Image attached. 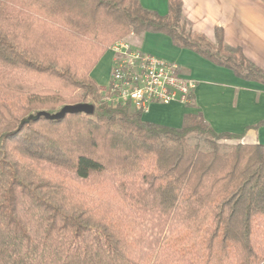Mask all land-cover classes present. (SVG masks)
<instances>
[{
    "label": "trees",
    "instance_id": "obj_1",
    "mask_svg": "<svg viewBox=\"0 0 264 264\" xmlns=\"http://www.w3.org/2000/svg\"><path fill=\"white\" fill-rule=\"evenodd\" d=\"M144 34L264 85L221 29L189 28L181 0L165 15L139 0H0V264H264V144L201 112L171 128L103 101L92 71ZM84 104L92 115L42 116Z\"/></svg>",
    "mask_w": 264,
    "mask_h": 264
},
{
    "label": "crops",
    "instance_id": "obj_2",
    "mask_svg": "<svg viewBox=\"0 0 264 264\" xmlns=\"http://www.w3.org/2000/svg\"><path fill=\"white\" fill-rule=\"evenodd\" d=\"M139 2L145 9L159 15L167 13L168 0ZM181 2L182 17L194 33L213 40L215 30L221 29L225 45L230 49H240L253 66L264 72V0ZM149 39L159 46L147 45ZM130 40L133 47L176 63L182 74L196 83L194 108L178 103L153 104L143 120L180 128L186 114L201 112L215 132L244 133L242 142L264 144V126L258 130L250 129L264 121V85L241 80L228 69L217 67L193 52L174 47L168 37H161L160 34L133 36ZM161 46L164 52L160 51ZM111 59L107 63V78L102 84L98 81L100 75L94 74V71L91 73V78L101 88L108 83Z\"/></svg>",
    "mask_w": 264,
    "mask_h": 264
},
{
    "label": "built area",
    "instance_id": "obj_3",
    "mask_svg": "<svg viewBox=\"0 0 264 264\" xmlns=\"http://www.w3.org/2000/svg\"><path fill=\"white\" fill-rule=\"evenodd\" d=\"M103 101L111 105H128L147 113L153 104L188 105L196 88L192 79L182 74L173 62L145 53L125 41L115 43Z\"/></svg>",
    "mask_w": 264,
    "mask_h": 264
},
{
    "label": "rangeland",
    "instance_id": "obj_4",
    "mask_svg": "<svg viewBox=\"0 0 264 264\" xmlns=\"http://www.w3.org/2000/svg\"><path fill=\"white\" fill-rule=\"evenodd\" d=\"M185 2H187V0H184ZM186 22V21H185ZM187 23V22H186ZM189 26V25H188ZM190 28V27H189ZM161 37H167L163 34H160ZM134 35H129L127 36L126 38L122 39L121 41H125V42H128L130 45H131V40L130 38L133 37ZM147 45H150L155 47V46H159L158 43H152V41H150V39L148 40V42L146 43ZM153 44V45H152ZM162 49H160L161 52H164V48L161 46ZM157 57H160V56H157ZM112 58V54L110 52V50L103 56V58L99 61V63L97 64V66L95 67V69L93 70L94 71V74H98L100 75L99 78H98V81L102 84L106 78H107V63L109 61V59ZM94 77V76H93ZM109 78V77H108ZM104 88V87H103ZM102 88V89H103ZM67 106V105H65ZM65 106H60V107H57L54 111L53 114L59 112L63 107ZM223 144H226V145H230V144H234V142H230V141H225V142H222ZM242 144H247V143H244L241 141Z\"/></svg>",
    "mask_w": 264,
    "mask_h": 264
},
{
    "label": "water",
    "instance_id": "obj_5",
    "mask_svg": "<svg viewBox=\"0 0 264 264\" xmlns=\"http://www.w3.org/2000/svg\"><path fill=\"white\" fill-rule=\"evenodd\" d=\"M94 112V107L92 105H67L63 107L59 112L49 115L43 114L42 116L50 120H61L66 115H76V114H85L87 116L92 115Z\"/></svg>",
    "mask_w": 264,
    "mask_h": 264
}]
</instances>
